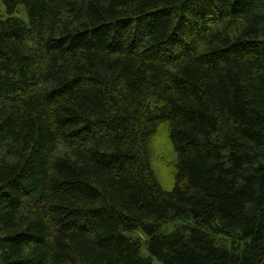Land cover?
<instances>
[{"label":"trees","instance_id":"1","mask_svg":"<svg viewBox=\"0 0 264 264\" xmlns=\"http://www.w3.org/2000/svg\"><path fill=\"white\" fill-rule=\"evenodd\" d=\"M0 1V264H264V0Z\"/></svg>","mask_w":264,"mask_h":264},{"label":"rangeland","instance_id":"2","mask_svg":"<svg viewBox=\"0 0 264 264\" xmlns=\"http://www.w3.org/2000/svg\"><path fill=\"white\" fill-rule=\"evenodd\" d=\"M10 17L19 18L20 20L28 22V16L26 14V10L24 7H20V9H18L17 12H15L13 15L9 16L7 14V9H6L5 5L0 1V22L2 20L8 19ZM167 230L171 231L172 227H168ZM156 264H158V263H156Z\"/></svg>","mask_w":264,"mask_h":264}]
</instances>
